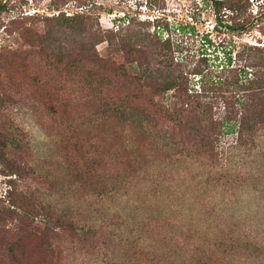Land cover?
I'll return each instance as SVG.
<instances>
[{"label":"rangeland","instance_id":"1","mask_svg":"<svg viewBox=\"0 0 264 264\" xmlns=\"http://www.w3.org/2000/svg\"><path fill=\"white\" fill-rule=\"evenodd\" d=\"M149 1L153 23L113 31L123 0H0V264L21 249L46 264H264V123L209 146L183 128L199 118L208 134L233 91L201 80L230 77L264 34L227 31L208 0ZM179 73L209 108L176 115L155 83Z\"/></svg>","mask_w":264,"mask_h":264},{"label":"trees","instance_id":"2","mask_svg":"<svg viewBox=\"0 0 264 264\" xmlns=\"http://www.w3.org/2000/svg\"><path fill=\"white\" fill-rule=\"evenodd\" d=\"M252 1L253 0H208L213 10L216 23L221 24L227 31L241 33L251 29L257 24L261 33L264 34V0H255V2H257L255 6L258 11L254 15L247 13V5ZM218 15L221 19L217 18ZM163 46V55H165V52L167 53V51H169V46L167 44H163ZM132 50L136 51L135 48L131 47V52ZM245 51V63L242 66L240 65L231 69L232 74L230 77H222L215 74L213 78L209 76L206 81L201 80L202 92H206V94L208 91L211 93H218L220 90L228 92L233 91L232 96H222L224 99V113L218 120L211 119L208 121V134L203 133V129L199 130L200 125H202L200 122H203V119L198 118L196 119L197 121L190 120L183 124V128L189 130L191 134L200 141H203L204 144H206L205 146L210 145V140H216L219 132L222 131L236 132L237 139L240 141L242 139V134H244L243 132H249L254 129L253 127L258 122L264 123V118H261V114L255 111L261 107V102L264 104V49L251 45L248 46ZM226 54L225 65H228L231 60L230 52L228 51ZM83 56H85V54L80 53L77 59H82ZM90 56L100 59L95 51L90 53ZM106 62L109 61L106 60ZM162 62L163 68H165L166 71H169V68L173 66L167 59H163ZM246 68L250 69V71H246ZM148 73V70H141L138 75L135 73L127 74L126 78L130 79V83L137 84L142 79L150 77ZM172 76L173 77H170L169 74H167L161 81L155 84L158 90L162 92L172 89L174 96L181 100V106L177 109V112H175L177 113L176 115L180 116L184 113L190 114L192 111L190 107L193 106L194 102L197 106L209 108L206 103L201 104L202 102L198 98H201L203 95H191L187 93V79L184 75L179 73L178 75ZM228 87H231V89L227 90L226 88ZM259 97H261V100ZM255 98L259 102L256 101ZM193 99H196V101ZM187 103L189 104V108H183V104ZM204 111L205 110L202 112L204 113ZM3 210H6V208L0 207V222L3 221L2 218L4 215L1 213ZM20 230L19 228L17 233L18 236L15 241H19L22 238ZM26 252L28 255L24 253L22 249L18 254H10L11 259L7 260L8 264H46V254L41 253L38 254V257L35 256L33 258L30 251L26 250Z\"/></svg>","mask_w":264,"mask_h":264},{"label":"built area","instance_id":"3","mask_svg":"<svg viewBox=\"0 0 264 264\" xmlns=\"http://www.w3.org/2000/svg\"><path fill=\"white\" fill-rule=\"evenodd\" d=\"M123 3H126L124 11L114 10L113 12H107L106 16H104L106 25L102 26L115 31L128 24L131 19L142 21L148 20L153 23L154 20L158 18V15H155L156 8H154L149 0H123ZM148 5L152 6L151 11H153L154 14L148 12L150 11ZM99 20L100 19H98V21ZM156 28H158V24L156 25ZM175 30L178 31V28H175ZM167 36L168 35L165 34L164 38Z\"/></svg>","mask_w":264,"mask_h":264}]
</instances>
